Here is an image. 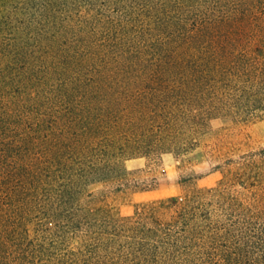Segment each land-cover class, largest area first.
<instances>
[{"label":"trees","instance_id":"obj_1","mask_svg":"<svg viewBox=\"0 0 264 264\" xmlns=\"http://www.w3.org/2000/svg\"><path fill=\"white\" fill-rule=\"evenodd\" d=\"M186 1L42 0L31 22L44 40L53 33L47 66L16 71L26 48L0 43V264H264V148L226 161L224 187L113 224H92L71 206L81 179L107 177L116 151L145 148L163 119L103 118L104 88L122 84L112 100L139 114L173 106L195 130L213 100L238 117L264 113V31L258 45L217 58L205 39L232 15L211 17ZM240 3L243 18L264 8V0ZM77 89L80 104L66 103ZM95 147L104 160L89 159ZM82 230L71 246L70 231Z\"/></svg>","mask_w":264,"mask_h":264},{"label":"rangeland","instance_id":"obj_2","mask_svg":"<svg viewBox=\"0 0 264 264\" xmlns=\"http://www.w3.org/2000/svg\"><path fill=\"white\" fill-rule=\"evenodd\" d=\"M40 2L42 0H0V43L24 45L29 54L16 69L19 72L25 63L36 68L47 66L52 61L45 40L53 33L44 40V29L39 25L35 27V23L31 22L34 16L39 15ZM185 3L187 6L199 3L207 7L211 10V17L232 15L233 19L219 23L221 30L218 33L205 39L210 53L217 58L235 55L245 46L254 47L260 43L259 38L264 31V8H249L248 15L243 18L245 8L240 0H189ZM151 23L145 19L143 24L148 27ZM131 34L127 35L131 37ZM137 38L139 41L145 39L144 36ZM149 61H145V65L153 68ZM226 73L217 79L226 80ZM122 88V84H114L113 89L104 88V93L110 97V103L105 108L111 111L109 114L104 107L97 110L103 118L163 119L157 123L160 126L155 128L145 148L124 154L116 151L117 167L107 177L78 182L71 206H75L73 210L77 215L86 214V219L92 224L98 226L104 220L113 224L133 217L145 206L158 205L173 197L185 199L197 191H216L224 187L227 173L223 168L226 161L237 160L244 153L264 148V113L238 117L213 100L210 104L216 109L203 118V123L195 130L184 123L187 117L170 104L168 106L171 107L165 110L154 108L139 114L137 110L140 108L131 102L121 98L113 101V98L120 97L116 92L122 91ZM56 93L55 100H63V91ZM73 93L65 102L79 105L82 92L77 89ZM163 140L165 145H162ZM96 147L89 159L94 162L104 160L106 155ZM65 176L70 177L69 174ZM226 185L225 190L231 193L240 189L237 183ZM85 232L70 231L73 237L71 246L79 245Z\"/></svg>","mask_w":264,"mask_h":264}]
</instances>
